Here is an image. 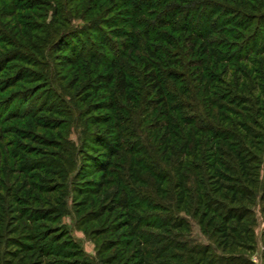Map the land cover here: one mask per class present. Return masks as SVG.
<instances>
[{
  "label": "rangeland",
  "instance_id": "obj_1",
  "mask_svg": "<svg viewBox=\"0 0 264 264\" xmlns=\"http://www.w3.org/2000/svg\"><path fill=\"white\" fill-rule=\"evenodd\" d=\"M188 1L203 2L204 20L188 23L208 27L207 54L185 49L183 16L156 8L149 20L150 0H37L15 17L0 2V264H139V246L143 264H264V0ZM156 18L171 23L165 69L181 63L163 97L145 92L144 43L130 38L147 43ZM64 46L101 58L63 70ZM117 63L133 74L136 106L114 86L89 88ZM111 97L123 113L97 108ZM105 153L107 170L89 171V157L103 170ZM121 191L130 217L106 210Z\"/></svg>",
  "mask_w": 264,
  "mask_h": 264
},
{
  "label": "trees",
  "instance_id": "obj_2",
  "mask_svg": "<svg viewBox=\"0 0 264 264\" xmlns=\"http://www.w3.org/2000/svg\"><path fill=\"white\" fill-rule=\"evenodd\" d=\"M2 0H0L1 2ZM9 2L7 3V5L3 6L2 9L6 10V12H10L11 14H9L10 17L12 16H19V14L26 12V11H34L36 10V7L38 8L39 5L37 3V0H26L25 2L20 0L19 3H16V1L13 0H8ZM58 1V0H57ZM72 1V0H71ZM76 1H80V0H76ZM97 0H95L96 2ZM107 1V0H105ZM156 0H150V2H148L150 8L151 9L148 13H147V17L150 19H153L156 17L155 13L157 11L156 8H159L158 10H162V14L160 15V17H165L166 15H171V17H174V19L178 18L179 16H183L182 17V21L179 25V30L182 33H187V31L189 32L190 35H188V40H193V42H189V44L191 45L188 49H187V45H185V49L190 51V56H192L193 54L196 53L197 50L199 49H204V53L207 54L208 52V44L209 41H206V36L208 34H210L208 27H206V24H204L205 29L204 32H198V27H192V25H189L188 21L189 20H194L196 21V19H201L205 16L204 12V8H203V2L201 3H190V1L188 0H175V5L172 6H167V3L163 0L161 2V0H159L157 3L155 2ZM94 2V3H95ZM122 2V5H124L126 8H128V6H130L131 2L130 0H119V3ZM159 2L160 5H156ZM71 3V2H70ZM191 5L192 9L191 11L187 10V11H182V7L186 6L185 4ZM133 7V9H130V13H128V16H131V20L136 16L137 12L139 11V9L141 8V3L140 2H136L135 4L131 5ZM200 6V7H199ZM93 8L96 9V6H93ZM199 8V9H198ZM132 10L134 11V13L132 14ZM127 11V9H126ZM128 12V11H127ZM1 10H0V16H1ZM192 17V18H191ZM124 18V17H123ZM121 20V19H120ZM130 20V21H131ZM156 20V25H158L156 27V29L150 26V29H145L144 32V38L148 39L147 43L146 41H143V35L140 33L138 34H133L131 35L130 38H134L137 42L132 43L133 45L131 47L133 48H140V44L142 45L144 43V52H146V56L147 57H140L139 59H137L139 61V65H140V69H141V75H142V85L145 88V92H147L148 94H155L156 97H163L165 96V88L167 86V83L165 82L166 79H175L176 78V71H180L181 70V63H179L177 61V59L175 61L173 60H169L171 63L170 66L171 68H173V70L176 71H167L166 68V59H172L170 53L167 51V49H169L172 46V42L171 39H169V36H167L163 31L165 28H171V23L170 20L167 19H155ZM204 20V18H203ZM138 23L141 24V22H133V25H137ZM149 22H145V24H148ZM104 26H106L108 29H110V33L112 35H115V37H119V32L122 29H117L119 25L114 24V25H110L109 23L104 24ZM26 30L29 32H33L34 30L32 28H30L29 25L26 24ZM173 30V29H170ZM123 31V30H122ZM246 31V30H245ZM104 33V32H102ZM127 37H129V35H125ZM142 38V40H141ZM190 38V39H189ZM26 39H28V36L26 37ZM97 40H99L100 42L104 40V37L99 36L97 38ZM132 40V39H131ZM28 42V41H27ZM29 43V42H28ZM31 44V43H30ZM100 46H102L101 44H99ZM99 46V47H100ZM199 46V47H198ZM206 46V49L204 48ZM198 47V49H197ZM95 50H97V48H95ZM62 52H64V55L60 56V66H62V69H66L68 68V70H74V68L78 67L80 64L81 60H88V61H92L93 59L98 60L101 58L100 54L98 53V51H93L91 52V54H87V56H79V54H76L75 52H71L66 46H64V48L61 49ZM187 51V52H188ZM67 52H69L67 54ZM150 56H149V55ZM89 55V56H88ZM17 54L14 53L9 57H13L14 59L12 60L13 62L15 61H19V57L16 58ZM100 57V58H99ZM99 64V63H97ZM118 63L115 66H112L111 71H109L108 73L104 74V73H99L93 80L94 82L93 85H91V87H89L90 89L94 90V91H98L99 92H103V93H107L109 88L111 86H114L115 90H114V96L116 97L117 100H123V102H126V104H130L131 101L133 100V97L136 96L137 93L133 92L134 90V84L131 85L130 80H135L133 79V74L129 73L127 70L124 69V66H121V68H118L119 66H117ZM175 72V73H173ZM96 75V74H95ZM20 80H23V78H21ZM19 80V81H20ZM139 81H135V84H138ZM140 85V84H139ZM130 90L131 93H130ZM106 96V95H105ZM136 103H131V106H136ZM118 105L116 104V102L113 100V97L104 100V102H102V104L97 107L99 110L102 111H107V112H114L115 110H118L123 113V108H118ZM96 108V109H97ZM110 118L108 122L106 123H111L112 122V127L114 129H117V124H118V131L120 130L119 124L120 121H122V119L120 120L118 118V116L116 117L115 115H113V117H107ZM106 118V119H107ZM113 129V130H114ZM114 132H117L114 130ZM113 134V132H112ZM101 145V144H100ZM104 146H102L103 148ZM104 156H106L105 158L107 159V163H104V167L103 170H101L102 168L96 164H92L89 165V162L93 161L90 159L89 157V162L87 163L88 167H89V171H93L95 170V173H104L105 170H107L108 165L111 164V155L109 153H105ZM216 165H218V163H216ZM92 169V170H91ZM220 176L216 175V178H219ZM180 200L179 203L181 204L184 201L185 198V194L184 193H180ZM237 202V201H235ZM131 199L125 194L124 191H121L117 197L115 199L112 200L111 204L108 206V208H106L107 212H110V214H114L115 212H117L118 210H121L122 212H124V215L127 217H130V208H131ZM101 214L103 215V213L101 212ZM230 216H234L232 214H229ZM93 217V216H91ZM231 220H236L239 222L240 219H236V217H231ZM127 224V223H126ZM128 227V225H126ZM125 226L122 227V229ZM130 237L133 238L134 236L132 234H130ZM139 246V243L137 241L136 243ZM27 246V245H25ZM24 247L23 245L18 246V248ZM137 259L139 258V264H143L144 263V255L142 253V249L139 246V249H137ZM136 257V256H134Z\"/></svg>",
  "mask_w": 264,
  "mask_h": 264
}]
</instances>
